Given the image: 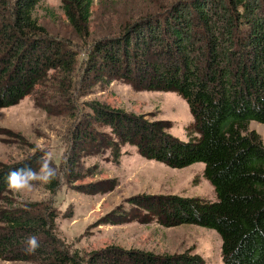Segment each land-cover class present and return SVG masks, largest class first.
<instances>
[{
    "label": "trees",
    "instance_id": "obj_1",
    "mask_svg": "<svg viewBox=\"0 0 264 264\" xmlns=\"http://www.w3.org/2000/svg\"><path fill=\"white\" fill-rule=\"evenodd\" d=\"M39 1L0 0V107L31 93L34 104L44 108V93H36L37 88L72 71L73 54L48 36L33 14ZM91 2L59 0L78 38L88 32ZM156 10L126 23L118 36L97 40L88 55L89 68L100 66L133 88L175 92L192 117V133L181 140L163 131L161 121L91 102L92 116L77 132L75 148L94 142L92 124H99L108 129L106 145L115 156L129 144L142 157L171 168L202 163L214 200L174 194L130 197L129 205L143 209L135 219L211 229L220 238L221 264H264V145L256 132L246 129L250 120L264 124V0H178ZM49 70L58 76L50 77ZM34 162L30 157L0 167L1 260L205 264L195 253L155 256L112 246L86 253L63 247L53 233L56 216L48 203L3 200L8 173L32 168ZM78 175L74 171L72 178ZM58 182L47 183L46 189L54 191ZM32 235L40 246L27 254Z\"/></svg>",
    "mask_w": 264,
    "mask_h": 264
},
{
    "label": "rangeland",
    "instance_id": "obj_2",
    "mask_svg": "<svg viewBox=\"0 0 264 264\" xmlns=\"http://www.w3.org/2000/svg\"><path fill=\"white\" fill-rule=\"evenodd\" d=\"M175 1L92 0L88 32L81 38L68 26L59 0H40L34 7L33 14L45 33L73 54L72 71L58 82L46 80L37 88L36 93H44L40 97L48 112L34 104L31 93L14 105L0 107V167L34 157L32 169L39 171L47 153L59 182L52 192L41 182H34L30 191L14 192L8 187L3 200L15 205L48 203L56 216L53 233L67 249L87 253L112 246L155 256L195 253L205 264H221L220 238L213 230L194 224L164 227L154 220L141 221L134 215L143 209L127 203L130 197L169 194L214 200L213 189L202 175V163L171 168L142 157L129 144L120 146L115 156L106 145L108 129L99 124H92L97 130L94 142H85L79 151L75 148L77 132L92 116L91 102L148 122L161 121L163 131L181 140L192 133V117L175 92L133 88L119 77L111 78L100 66L89 68L88 55L97 40L118 36L126 23ZM49 73L50 77L56 75L53 70ZM246 129L256 132L264 145V124L250 120ZM74 171L79 173L75 179ZM0 264L30 263L0 259Z\"/></svg>",
    "mask_w": 264,
    "mask_h": 264
},
{
    "label": "clouds",
    "instance_id": "obj_3",
    "mask_svg": "<svg viewBox=\"0 0 264 264\" xmlns=\"http://www.w3.org/2000/svg\"><path fill=\"white\" fill-rule=\"evenodd\" d=\"M40 163L39 171L31 167H23L12 170L8 173V187L14 192L31 190L34 182L50 183L57 178L56 169L51 166V156L45 154ZM27 246L24 251L27 254H33L39 248V242L35 235L28 237Z\"/></svg>",
    "mask_w": 264,
    "mask_h": 264
}]
</instances>
